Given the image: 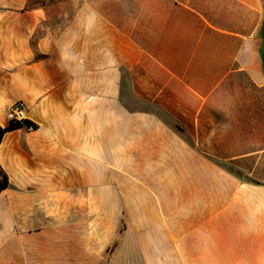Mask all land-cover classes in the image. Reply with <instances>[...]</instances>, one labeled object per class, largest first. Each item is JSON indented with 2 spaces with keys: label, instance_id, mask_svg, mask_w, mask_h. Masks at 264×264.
I'll use <instances>...</instances> for the list:
<instances>
[{
  "label": "crops",
  "instance_id": "obj_1",
  "mask_svg": "<svg viewBox=\"0 0 264 264\" xmlns=\"http://www.w3.org/2000/svg\"><path fill=\"white\" fill-rule=\"evenodd\" d=\"M20 102L0 264H264V0H0Z\"/></svg>",
  "mask_w": 264,
  "mask_h": 264
},
{
  "label": "built area",
  "instance_id": "obj_2",
  "mask_svg": "<svg viewBox=\"0 0 264 264\" xmlns=\"http://www.w3.org/2000/svg\"><path fill=\"white\" fill-rule=\"evenodd\" d=\"M9 117H10L11 123L16 125V126L21 124L22 122H25L27 119V106H26V104L23 102L16 104L12 108ZM28 129L33 130V129H35V126L33 124H29Z\"/></svg>",
  "mask_w": 264,
  "mask_h": 264
},
{
  "label": "trees",
  "instance_id": "obj_3",
  "mask_svg": "<svg viewBox=\"0 0 264 264\" xmlns=\"http://www.w3.org/2000/svg\"><path fill=\"white\" fill-rule=\"evenodd\" d=\"M27 124L29 125L30 123H27ZM18 127H20V124L16 126V125H14V124H12V123H11V126H10L9 128L2 129V128L0 127V144H1L2 139H3V137H4V135H5V133H6L7 131L12 130V129H15V128H18ZM7 185H8L7 178H6V176L0 171V191L4 190V189L7 187Z\"/></svg>",
  "mask_w": 264,
  "mask_h": 264
}]
</instances>
